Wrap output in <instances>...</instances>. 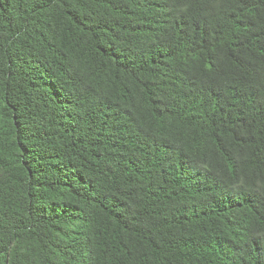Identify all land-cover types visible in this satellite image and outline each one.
Masks as SVG:
<instances>
[{"label": "trees", "instance_id": "trees-1", "mask_svg": "<svg viewBox=\"0 0 264 264\" xmlns=\"http://www.w3.org/2000/svg\"><path fill=\"white\" fill-rule=\"evenodd\" d=\"M0 264H264V0H0Z\"/></svg>", "mask_w": 264, "mask_h": 264}]
</instances>
